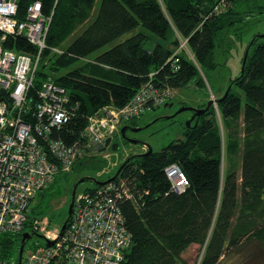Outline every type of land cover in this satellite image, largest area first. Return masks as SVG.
Masks as SVG:
<instances>
[{"label":"trees","instance_id":"1","mask_svg":"<svg viewBox=\"0 0 264 264\" xmlns=\"http://www.w3.org/2000/svg\"><path fill=\"white\" fill-rule=\"evenodd\" d=\"M18 1L23 20L35 0ZM39 1L51 24L30 97L37 102L50 77L48 60L52 80L79 105L67 124L52 131L54 139L69 145L80 139L95 112L126 106L150 81L159 90L204 86L202 74L217 66L218 35L244 20L236 11L240 0H230L233 4L220 14L213 13L218 0H101L98 10V0ZM186 39L187 50L178 51L175 69L172 58ZM4 47L28 55L38 51L24 35L10 36ZM251 47L244 74L217 109L213 105L192 123L197 121L195 128L187 127L184 140L130 160L114 181L121 179L132 196L119 200L133 243L121 264H189L184 255L192 246L204 251L200 264H222L245 238H258L264 246V40ZM217 110L230 139L226 148ZM241 148V176L233 170L224 174V152ZM174 164L188 178L185 192L174 193L165 174ZM24 231H33L29 221ZM22 233L0 235L1 259L18 263Z\"/></svg>","mask_w":264,"mask_h":264},{"label":"built area","instance_id":"2","mask_svg":"<svg viewBox=\"0 0 264 264\" xmlns=\"http://www.w3.org/2000/svg\"><path fill=\"white\" fill-rule=\"evenodd\" d=\"M229 1L220 0L213 13L220 14L230 5ZM18 2L0 0V235L24 232L32 201L52 186L57 176L70 172L79 160L105 149L108 141L117 138L114 130L118 123L126 125L161 108L174 91L159 90L150 81L126 106H106L90 116L78 141L69 145L54 139L52 131L67 124L79 105L71 104L66 89L51 78L42 83L37 102L31 99L34 78L48 47L51 17L43 15L42 2L35 0L26 18L19 20ZM12 35H24L37 46V53L28 55L6 49L4 42ZM184 41L180 49H186L188 41ZM177 56L178 52L172 58L175 69L179 68ZM165 174L174 193L185 192L190 185L177 164L168 166ZM123 197L132 198L121 179L86 194L79 193L64 236L59 238L60 229L46 234L43 229L37 232L38 225L33 227L34 232L57 242L51 247L36 246L22 257V264H121L133 244L119 207ZM14 263L0 258V264Z\"/></svg>","mask_w":264,"mask_h":264},{"label":"rangeland","instance_id":"3","mask_svg":"<svg viewBox=\"0 0 264 264\" xmlns=\"http://www.w3.org/2000/svg\"><path fill=\"white\" fill-rule=\"evenodd\" d=\"M100 2L101 0H98L95 7L96 10H98ZM229 4L231 6L233 3L229 1ZM229 6L227 7L228 9L230 8ZM236 6V11L244 16V20H236L233 26L218 35L217 52L215 54L217 66L215 71L202 74L204 83L206 84L199 88L193 84L189 87L174 90L173 96L169 101V104H173L172 108L161 106L159 109L146 112L133 119L135 126H131V122H128L126 125L118 123L116 127L118 131L117 129L114 130L118 137L116 136L117 139L113 141V144L120 145L118 151H113L112 147L108 149V146H106L105 149L101 148L99 150L100 152L97 151L98 153L87 156L85 160H79L76 164L81 161L83 163L86 161L85 165L63 174V178H59V183L52 184L45 192H42L40 196L38 195L32 201L33 203L28 212L31 217H28V221L32 227L39 226L37 232L40 233L43 229V233L50 234L61 229L68 215L73 188L85 176L103 182L108 181L129 155L136 156L144 154L148 151V147L158 152L173 141L184 140V133L188 127V121L192 118V113L183 111L172 117V119H165L164 117H171L183 106L201 109L200 106H204L208 102H213L212 105H215L216 109L218 108V101L225 95L227 88L241 74L244 56L248 50L247 47L258 36H263L260 39L262 41L264 40V0H240ZM185 41L188 40L186 39ZM58 49L61 51L63 48L59 47ZM179 49L177 52L183 49L186 51L187 45L186 49L185 47ZM86 63H91V59L80 62V64L85 65ZM49 64L50 62L48 63V60L44 63L45 70L48 71V76L52 79V76L54 77L55 74L50 71ZM216 114L219 119L218 127H220V136L226 148L230 141L228 131L226 130L224 122L220 119L218 110ZM148 125H150L148 128L142 129L139 132L128 130V136L126 132L127 137L130 136V138L140 142V144L134 145L126 142L124 139L126 143L123 142L122 129L124 127L131 126L133 128H139ZM241 129H243V126L240 127V131ZM237 137H239V141L242 143L243 137L239 134ZM241 157L242 148L236 153L232 151L229 153L224 152L222 156V170L224 174L227 170H233L240 177L242 173ZM94 186V183L91 181H86L79 186L76 196L79 193L86 194L89 192V188H93ZM235 223H237V218H235ZM44 244L45 241L37 237L33 238L26 244L23 256L28 252H32L36 246ZM203 254V249L200 250L198 246H192L185 253L184 259L189 264H200ZM263 257L264 246L262 242L258 238L252 237L242 240L241 244L224 255L221 261L222 264H262L264 261Z\"/></svg>","mask_w":264,"mask_h":264},{"label":"water","instance_id":"4","mask_svg":"<svg viewBox=\"0 0 264 264\" xmlns=\"http://www.w3.org/2000/svg\"><path fill=\"white\" fill-rule=\"evenodd\" d=\"M261 37H263V36H258V37H256L253 41H252V43L248 46L249 48H248V50H247V52H246V54H245V56H244V60H243V63H242V67H241V74L239 75V77H238V79L240 78V77H242V75L244 74V67H245V65H246V63H247V57H248V53H249V51H250V49L252 48L251 46L259 39V38H261ZM238 79H236L235 81H234V83H232L228 88H227V91L225 92V95L218 101V103H221L226 97H227V95L229 94V91L231 90V88L234 86V84L238 81ZM213 102H208L206 105V107L204 108V109H199V108H189V107H187V106H183L178 112H176V114H174V115H172L171 117H164L165 119H172V117H174V116H176L177 114H179V113H182L183 111H189V112H191L192 113V118L188 121V128H195V126L197 125V121L195 122V124L194 125H192V123L197 119V118H199L201 115H203V114H205L206 113V111H208V109H210V107H212L213 105ZM172 105L173 104H165L164 105V107L165 108H172ZM157 121H159V120H157ZM154 123V122H153ZM152 123V124H153ZM151 125V124H150ZM150 125H148V126H145V127H139V128H133V127H131V126H128V127H124L123 129H122V133H123V139L126 141V142H128V143H132V144H134V145H138V144H140V142H138V141H136V140H134V139H132V138H130V137H127L126 136V132L128 131V130H132V131H134V132H139V131H141L142 129H146V128H148ZM108 144H107V146H110L111 145V143H109V141L107 142ZM111 147H112V150L113 151H118V149H119V147H120V145L119 144H113V145H111ZM152 151H153V149L151 148V147H148V151L146 152V153H144V154H140V155H136V156H131V157H129V159H127L126 161H124L122 164H121V166L119 167V169L116 171V173L113 175V177H111V178H109L108 179V181H99V180H96L95 178H92V177H87V176H85V178H83V179H81V180H79L76 184H75V186H74V188H73V191H72V193H71V197H70V205H69V208H68V215H67V217L65 218V221L63 222L64 224L62 225V227H61V229H60V232H59V235H60V237L59 238H61V237H63L64 236V233H65V230L67 229V227L69 226V222L71 221V218H72V215H73V208H74V205H75V197H76V194H77V192H78V188H79V186L81 185V184H83V183H85L86 181H91L92 183H94V185L95 186H105V185H107L109 182H111V181H114V180H116L118 177H119V173L124 169V167L129 163V161L130 160H132V159H135V158H140V157H145V156H148V155H150L151 153H152ZM22 240H21V243H20V249H19V252H18V257H17V259H18V263L17 264H22V260H23V255H24V252H25V246H26V244L29 242V241H31L33 238H35V237H37V238H39V239H41V240H43V241H45V246H48V247H51V246H53V245H55V243L57 242V240H55V241H49V240H47L46 239V237L43 235H40V234H38V233H36V232H34V231H32V232H30V231H24L23 233H22Z\"/></svg>","mask_w":264,"mask_h":264},{"label":"flooded vegetation","instance_id":"5","mask_svg":"<svg viewBox=\"0 0 264 264\" xmlns=\"http://www.w3.org/2000/svg\"><path fill=\"white\" fill-rule=\"evenodd\" d=\"M128 132H129V131H128ZM128 132H127V136H128ZM117 137H118V136H117ZM129 137H130V136H129ZM115 139H117V138H115ZM115 139H114V140H115ZM114 140H113V141H114ZM122 140H123V138H122ZM113 141L111 142V145H113ZM123 142H125V141L123 140ZM125 143H126V142H125ZM111 145L108 146V149L111 148ZM131 156H132V155H129L124 161H126L127 159H129V157H131ZM124 161H123V162H124ZM123 162H122V163H123ZM122 163H121V164H122ZM121 164H120V166H121Z\"/></svg>","mask_w":264,"mask_h":264}]
</instances>
